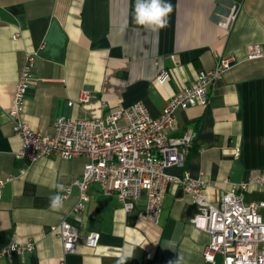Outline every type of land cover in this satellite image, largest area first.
Wrapping results in <instances>:
<instances>
[{
  "label": "crops",
  "instance_id": "obj_1",
  "mask_svg": "<svg viewBox=\"0 0 264 264\" xmlns=\"http://www.w3.org/2000/svg\"><path fill=\"white\" fill-rule=\"evenodd\" d=\"M167 2L172 5L167 26L151 31L134 23L135 0H0V178H5L0 249L11 242L33 243L23 259L17 251L0 254V264H116L120 249L133 240L141 243L127 264H208L202 250L209 235L190 222L197 207L174 183L165 190L157 222L143 213L144 192L126 211L113 193L95 184L87 189L79 217L72 213L80 194L75 185L64 196L63 208L53 211L49 197L57 193L55 186L65 188L80 177L86 157L42 156L33 162L16 157L20 139L8 116L28 51L36 54L21 119L47 134L59 115L99 117L136 101L157 116L199 69L211 68L218 55H232L235 63L211 83L206 104L176 111L173 134L192 127L195 137L184 163L167 171L206 180L202 193L212 202L232 183L264 172V55L248 58L246 51L250 43L264 49V0ZM231 4L239 11L226 30L216 20ZM162 66L170 77L160 84L155 74ZM84 88L92 97L80 102ZM244 200H264V185L251 181ZM62 219L79 231L69 253L49 230ZM89 231L99 233L95 247L84 242Z\"/></svg>",
  "mask_w": 264,
  "mask_h": 264
},
{
  "label": "built area",
  "instance_id": "obj_2",
  "mask_svg": "<svg viewBox=\"0 0 264 264\" xmlns=\"http://www.w3.org/2000/svg\"><path fill=\"white\" fill-rule=\"evenodd\" d=\"M239 6L231 4L216 23L230 30ZM18 33H13L15 38ZM247 57L264 55L258 43L246 47ZM35 51H28L20 74L14 84L8 116L13 132L20 139L15 156L33 162L42 156H58L70 159L84 155L86 161L80 177L64 188L62 196L70 186L79 189V198L72 213L79 217L89 198L87 189L95 184L106 193H113L124 210L134 207L144 192L143 213L147 219H159L165 190L170 183L181 187L191 195L197 210L190 222L209 235L202 250L203 261L208 264H264V200L246 202L244 194L248 184L254 181L264 185V172L254 179L232 183L220 191L215 202L203 196L209 183L201 177H190L188 173L172 174L167 169L182 165L193 144L195 130L186 127L179 135L176 111L189 106L205 105L211 83L235 63L232 55H218L209 69H199L194 81L180 87L164 104L157 116H152L145 105L136 101L128 106L113 107L104 115L91 118H72L59 115L52 121L50 134L30 128L22 119L24 93L31 80V68ZM169 57H173L170 55ZM170 77L164 66L159 67L155 79L162 84ZM92 92L84 88L78 101L86 102ZM71 105L72 101H68ZM5 178H0V195ZM49 230L59 239L64 253L72 252L79 238L78 228L62 219L49 225ZM84 242L90 247L98 243L99 233L89 231ZM33 248L32 241L11 242L0 249V254L9 256L13 251L24 253ZM216 255L220 260L216 261Z\"/></svg>",
  "mask_w": 264,
  "mask_h": 264
},
{
  "label": "clouds",
  "instance_id": "obj_3",
  "mask_svg": "<svg viewBox=\"0 0 264 264\" xmlns=\"http://www.w3.org/2000/svg\"><path fill=\"white\" fill-rule=\"evenodd\" d=\"M171 12L172 5L167 0H135L133 19L136 25L158 31L167 26ZM124 27H127V22ZM55 187L58 191L49 197L50 207L53 211H60L63 208L64 197L59 192L64 190V186L56 185ZM140 243L139 240L126 242L117 255L116 264H127L134 255L135 247Z\"/></svg>",
  "mask_w": 264,
  "mask_h": 264
}]
</instances>
